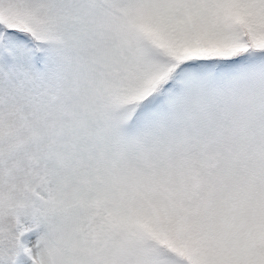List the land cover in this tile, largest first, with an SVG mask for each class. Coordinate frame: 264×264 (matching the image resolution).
<instances>
[{"label": "snow or ice", "instance_id": "obj_1", "mask_svg": "<svg viewBox=\"0 0 264 264\" xmlns=\"http://www.w3.org/2000/svg\"><path fill=\"white\" fill-rule=\"evenodd\" d=\"M0 264H264V0H0Z\"/></svg>", "mask_w": 264, "mask_h": 264}]
</instances>
